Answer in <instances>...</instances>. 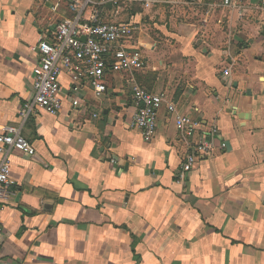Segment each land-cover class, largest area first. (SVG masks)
Listing matches in <instances>:
<instances>
[{"label":"crops","instance_id":"1","mask_svg":"<svg viewBox=\"0 0 264 264\" xmlns=\"http://www.w3.org/2000/svg\"><path fill=\"white\" fill-rule=\"evenodd\" d=\"M69 1L0 0V125H21L36 152L0 153L16 183L0 264H264V0L100 9L103 22L137 28L141 87L214 132L212 154L182 180L189 151L166 109L150 142L125 124V74L110 73L109 94L87 107L23 119L30 47L51 39Z\"/></svg>","mask_w":264,"mask_h":264},{"label":"built area","instance_id":"2","mask_svg":"<svg viewBox=\"0 0 264 264\" xmlns=\"http://www.w3.org/2000/svg\"><path fill=\"white\" fill-rule=\"evenodd\" d=\"M177 4L180 0H70L71 15L57 24L51 39L40 40L30 47L31 52L38 55V62L33 70L34 95L23 104V119L28 120L38 111L57 116L65 101L74 110L87 107L90 99L100 101L109 94L107 76L110 73L125 74L134 109L125 124L131 130L140 131L145 141L150 142L157 132L159 114L166 109L174 118L181 143L189 151L179 172V178L185 179L201 157L212 154L214 132L206 134L200 117L183 114L164 96L141 87L135 75L146 67V61L129 45L137 28L131 24L103 22L100 14L101 8L113 5H138L147 10ZM222 7L240 11L244 8L245 11V7L232 0H224ZM231 61L224 71L225 76L230 75L235 63L234 59ZM62 77L68 80L67 92ZM12 150L29 156L36 154L24 137L21 125H0V153L7 155ZM15 184L11 165L5 157L0 163V213ZM3 237L4 230L0 226V243Z\"/></svg>","mask_w":264,"mask_h":264},{"label":"rangeland","instance_id":"3","mask_svg":"<svg viewBox=\"0 0 264 264\" xmlns=\"http://www.w3.org/2000/svg\"><path fill=\"white\" fill-rule=\"evenodd\" d=\"M141 73L139 72L138 74H137V76H139ZM151 81H153V78H151Z\"/></svg>","mask_w":264,"mask_h":264},{"label":"water","instance_id":"4","mask_svg":"<svg viewBox=\"0 0 264 264\" xmlns=\"http://www.w3.org/2000/svg\"><path fill=\"white\" fill-rule=\"evenodd\" d=\"M83 41H85V39H83Z\"/></svg>","mask_w":264,"mask_h":264}]
</instances>
